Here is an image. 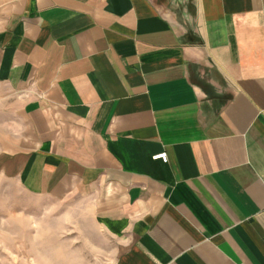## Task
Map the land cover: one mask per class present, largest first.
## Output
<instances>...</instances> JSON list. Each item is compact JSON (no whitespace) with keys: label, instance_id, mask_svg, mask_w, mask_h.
I'll return each instance as SVG.
<instances>
[{"label":"crops","instance_id":"0c3cea01","mask_svg":"<svg viewBox=\"0 0 264 264\" xmlns=\"http://www.w3.org/2000/svg\"><path fill=\"white\" fill-rule=\"evenodd\" d=\"M0 84L114 264H264V0H0Z\"/></svg>","mask_w":264,"mask_h":264},{"label":"rangeland","instance_id":"374dc122","mask_svg":"<svg viewBox=\"0 0 264 264\" xmlns=\"http://www.w3.org/2000/svg\"><path fill=\"white\" fill-rule=\"evenodd\" d=\"M8 93L0 84V264H114L117 242L86 201L56 202L22 185L11 158L23 141Z\"/></svg>","mask_w":264,"mask_h":264},{"label":"built area","instance_id":"2783aa9c","mask_svg":"<svg viewBox=\"0 0 264 264\" xmlns=\"http://www.w3.org/2000/svg\"><path fill=\"white\" fill-rule=\"evenodd\" d=\"M154 158H162L164 161H167L168 160L167 153H165V152L155 155Z\"/></svg>","mask_w":264,"mask_h":264}]
</instances>
